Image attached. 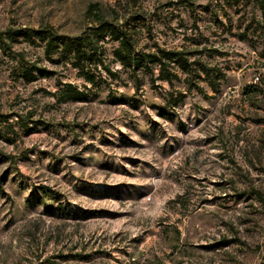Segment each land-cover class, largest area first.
I'll use <instances>...</instances> for the list:
<instances>
[{
	"label": "rangeland",
	"instance_id": "1",
	"mask_svg": "<svg viewBox=\"0 0 264 264\" xmlns=\"http://www.w3.org/2000/svg\"><path fill=\"white\" fill-rule=\"evenodd\" d=\"M99 21L135 53L186 49L215 87L197 63L198 76L172 65V84L156 65L122 66L108 35L82 61L93 82L72 53L45 57L48 34ZM0 34V264H264L254 0H0ZM68 83L83 97L59 101Z\"/></svg>",
	"mask_w": 264,
	"mask_h": 264
},
{
	"label": "trees",
	"instance_id": "2",
	"mask_svg": "<svg viewBox=\"0 0 264 264\" xmlns=\"http://www.w3.org/2000/svg\"><path fill=\"white\" fill-rule=\"evenodd\" d=\"M258 9L261 12V16L264 19V0H254ZM32 32L36 35L39 32L30 30L26 28L23 30L24 34H27L30 38L32 37ZM6 35V32H3ZM2 36V34H0ZM109 36L114 41H117L118 46L115 48L113 54L116 61L122 66H129L136 68L137 66H146L150 65L157 66V75L156 79L164 80L172 84L173 79H177V74L173 72L172 67H179L181 70L187 72L188 75H197L198 70L193 68L194 64L198 63L196 59L193 61L189 60V53L186 49L176 50V49H163L157 48L153 52H139L135 53L134 48V37L132 34L122 30L118 25L108 22L99 21L98 26L94 27L93 30L85 36L66 38L65 36H56L48 34V37L45 38L44 43V54L47 59H51L54 54L60 53H72L75 61L74 66L82 68V74L90 82L94 81L95 75L91 73L88 69H84L82 64L83 60H95L99 61L97 55L101 54V47L99 44L100 39H104L106 36ZM10 39L11 34L8 33ZM11 44L7 45V48ZM10 49V48H9ZM61 51V52H58ZM64 51V52H62ZM195 61V62H194ZM173 65V66H172ZM200 65V64H199ZM202 71L205 73V77L209 78V83L211 87H215L218 78L217 72L212 68H207L203 65H200ZM108 73L114 75L108 69ZM25 76L28 79H34L33 66H30L26 69ZM84 92L80 91L76 86L72 84H66L63 88L61 95L58 97L59 101H64L67 99L78 100L82 98ZM169 101L176 105L178 102L182 101L184 94L181 92H169ZM7 116H3V119H7ZM26 125V124H22Z\"/></svg>",
	"mask_w": 264,
	"mask_h": 264
}]
</instances>
